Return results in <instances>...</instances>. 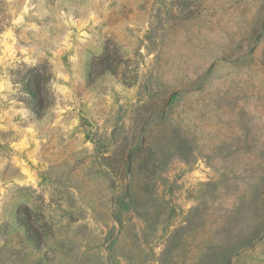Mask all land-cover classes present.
Here are the masks:
<instances>
[{"label":"rangeland","instance_id":"obj_1","mask_svg":"<svg viewBox=\"0 0 264 264\" xmlns=\"http://www.w3.org/2000/svg\"><path fill=\"white\" fill-rule=\"evenodd\" d=\"M5 3L0 264H264V0Z\"/></svg>","mask_w":264,"mask_h":264},{"label":"trees","instance_id":"obj_2","mask_svg":"<svg viewBox=\"0 0 264 264\" xmlns=\"http://www.w3.org/2000/svg\"><path fill=\"white\" fill-rule=\"evenodd\" d=\"M7 19L6 13V3L5 0H0V32L3 30V27L6 25L5 21ZM111 58L110 53L106 50L102 55L95 58L93 65L96 66V76L104 73L105 71L111 70ZM93 69V66H92ZM48 81V77L44 74L35 73L29 75L26 83L25 89L26 92L30 95L31 98V106L33 112L40 116L46 107L49 104L48 95L49 90L46 86V82Z\"/></svg>","mask_w":264,"mask_h":264}]
</instances>
